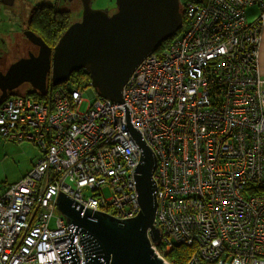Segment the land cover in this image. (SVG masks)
Here are the masks:
<instances>
[{
	"label": "built area",
	"instance_id": "obj_1",
	"mask_svg": "<svg viewBox=\"0 0 264 264\" xmlns=\"http://www.w3.org/2000/svg\"><path fill=\"white\" fill-rule=\"evenodd\" d=\"M179 5L181 31L136 66L121 102L101 97L90 79L81 89L50 88L46 98L22 93L0 102V135L42 151L22 178L0 187V264H77L58 255L68 237L53 241L71 225L55 215L59 191L77 208L120 219L138 213L141 148L124 104L155 156L156 254L174 264L164 254L183 244L184 264H264V192L256 190L264 183V0ZM252 5L261 10L249 22ZM83 90L92 100L80 111ZM79 236L72 242L84 264Z\"/></svg>",
	"mask_w": 264,
	"mask_h": 264
},
{
	"label": "water",
	"instance_id": "obj_2",
	"mask_svg": "<svg viewBox=\"0 0 264 264\" xmlns=\"http://www.w3.org/2000/svg\"><path fill=\"white\" fill-rule=\"evenodd\" d=\"M81 3L80 19L68 25L53 47L33 31H25L26 37L39 45V52L21 57L5 72L0 71V102L23 82L45 94L48 74L52 85H57L81 68L89 73L101 97L121 102L132 71L182 24L179 0H115L112 13L92 7L91 0ZM123 107L125 126L141 148L133 170L140 209L135 216L120 219L86 206L83 209L82 204L77 208L76 200L59 191L56 206L71 224L69 233L53 237V241L70 239L67 248L57 250L61 262L78 264L72 242L78 232L84 264H167L151 246L160 235L153 225L157 206L152 178L155 156L131 124L127 105Z\"/></svg>",
	"mask_w": 264,
	"mask_h": 264
},
{
	"label": "rangeland",
	"instance_id": "obj_3",
	"mask_svg": "<svg viewBox=\"0 0 264 264\" xmlns=\"http://www.w3.org/2000/svg\"><path fill=\"white\" fill-rule=\"evenodd\" d=\"M57 1L58 0H17L16 3H18V4H15L14 7L13 6H11V7L3 6V9L0 10V29H2L3 26L7 27V30H5V33L3 35H5L8 40H11V41L14 40V38L17 37V35L19 33V29L22 25L21 21H20L21 17L18 16L16 21H14V19H12L13 16L11 15V12H10L12 9H16V10L20 11L21 8L29 9L30 7H32L36 3L44 2V3H52L53 4ZM180 1L183 2L184 0H180ZM91 5L94 8L105 9L109 13H112L115 10V0H91ZM59 6H61V8H69V9L73 8L72 9L73 10L72 11V18L74 20L77 17L78 18L81 17L80 12H79L80 9H79L78 0H72L71 2L61 1L59 3ZM181 27H183V25ZM16 54H19V52L9 55L7 60L8 61H14L15 58L19 57V55H16ZM29 88L30 87H28V86H23V87L17 89L16 92H14L10 95L22 94ZM82 98H83V101L79 105L80 111H84L86 109L88 103L91 102V100H92V99L90 101L87 100L88 93L85 90L82 91ZM13 142H16V141H13ZM22 143L28 144L32 148L37 150V154L35 157L36 160L41 156L42 151L39 149L38 146L32 145V143L29 141H24ZM11 152H13V153H11V157L10 156L7 157L4 161V168L6 169L7 179H4L3 177L1 179L0 187L3 186V188H4V184L13 183V182H16L19 180L18 174H19V171H22L21 165L28 158V154L26 151H22V152L18 153L17 149L12 148ZM17 178H18V180H17ZM103 192H104V195L106 197L110 196V190L109 189L104 188ZM55 215H59L60 217L65 219V216L60 211H55Z\"/></svg>",
	"mask_w": 264,
	"mask_h": 264
},
{
	"label": "trees",
	"instance_id": "obj_4",
	"mask_svg": "<svg viewBox=\"0 0 264 264\" xmlns=\"http://www.w3.org/2000/svg\"><path fill=\"white\" fill-rule=\"evenodd\" d=\"M41 9H45L44 12L39 13V15L34 17L32 24L38 28L40 32L44 35L45 39L53 41L54 43L57 41L59 36L64 32V30L68 27L70 22V16L67 11L64 10H55V7L52 5L41 4ZM39 7V6H38ZM37 10V7L35 8ZM40 9V8H39ZM180 11L183 16V11L180 8ZM181 31V27L171 36L162 40L158 46L154 49V53L160 55L164 49H166L174 38L175 34ZM90 79L89 73L81 68L74 70L70 73L68 80L61 82L57 85H52L50 80H47L46 91H49L50 88H56L60 85L68 86L70 88L77 87L82 88L85 86ZM24 94L31 95L35 98H46L47 94H41L35 89L29 88ZM256 190L259 192H264V183L259 187H256ZM189 249L183 244H174V246L164 254V258L172 261L174 264H184L188 257Z\"/></svg>",
	"mask_w": 264,
	"mask_h": 264
},
{
	"label": "flooded vegetation",
	"instance_id": "obj_5",
	"mask_svg": "<svg viewBox=\"0 0 264 264\" xmlns=\"http://www.w3.org/2000/svg\"><path fill=\"white\" fill-rule=\"evenodd\" d=\"M8 1V0H7ZM61 1L64 2H71L72 0H58L55 3H44V2H40V3H36L34 4L32 7H30L29 9H25V8H21L20 11L16 10V9H12L11 15L13 16L12 19H14V21L17 20V17H21V27L19 29V33L17 35V37L14 38V40H8L6 38L5 35H3L5 33V30H7V27H4L2 29H0V71L5 72L7 67L10 65V63H12L13 61H8L7 58L9 55L14 54V53H18L16 55H19V57L15 58V60L21 58V57H27L30 53H32L33 55H37L39 52V45L33 43L28 37H26L25 35V31L26 30H31L33 31L36 35L40 36L43 41L49 46V47H53L54 43L53 41L44 38V35L42 34V32H40L38 30V28L36 26H34L32 24V21L34 20V17L38 16L39 13H43L45 9H41V5L42 3L45 5H52L53 7H55V10H64L67 11L69 16H70V23L79 20L80 18H75V20L72 18V9L69 8H61V6H59V3ZM79 3V9H80V15H81V10H82V3L81 0H78ZM39 6V7H38ZM37 7V10L35 9ZM40 8V9H39ZM78 10V9H77ZM39 13H38V12ZM13 21V22H14ZM6 24V23H5ZM58 40V39H57ZM14 60V61H15ZM50 79V74H48L47 80ZM23 86H28L31 88V86L27 83V82H23L20 85H18L14 91L16 92L17 89L23 87ZM1 93V91H0ZM9 96V95H8Z\"/></svg>",
	"mask_w": 264,
	"mask_h": 264
},
{
	"label": "crops",
	"instance_id": "obj_6",
	"mask_svg": "<svg viewBox=\"0 0 264 264\" xmlns=\"http://www.w3.org/2000/svg\"><path fill=\"white\" fill-rule=\"evenodd\" d=\"M17 0H0V10L3 9V6H15ZM261 8L258 5H252L246 8L245 10V16L247 21L252 22L254 21L259 13H260ZM258 58H259V69L260 72L264 74V21H263V25H262V30H261V41H260V45H259V54H258ZM24 141H20V142H11L10 140L4 139L1 135H0V182L2 177L4 179H7V173H6V169L4 168V161L7 157H11V149H17V152H22V151H26L28 154V158L22 163L21 167H22V171H19V179L21 177H23L27 171L31 168L32 164L34 163V161L36 160V154H37V150L32 148L30 145L22 143ZM32 143V142H31ZM32 145H35L34 143H32ZM17 178V180H18Z\"/></svg>",
	"mask_w": 264,
	"mask_h": 264
}]
</instances>
